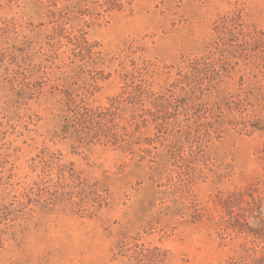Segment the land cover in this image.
Wrapping results in <instances>:
<instances>
[{
    "label": "rangeland",
    "instance_id": "1",
    "mask_svg": "<svg viewBox=\"0 0 264 264\" xmlns=\"http://www.w3.org/2000/svg\"><path fill=\"white\" fill-rule=\"evenodd\" d=\"M238 12L256 40L215 33ZM72 19L89 59L0 0V264H264V0Z\"/></svg>",
    "mask_w": 264,
    "mask_h": 264
},
{
    "label": "trees",
    "instance_id": "2",
    "mask_svg": "<svg viewBox=\"0 0 264 264\" xmlns=\"http://www.w3.org/2000/svg\"><path fill=\"white\" fill-rule=\"evenodd\" d=\"M39 5L46 11L47 24L50 25V33L45 35L43 44L38 42V49L45 51V54L55 55L57 49L62 45L71 46V53L75 58L81 60L89 59L96 51L97 45L90 43L84 30H80L78 34H74L67 30V25L73 20L72 18L88 17L90 21H99L112 15L113 13L124 12L131 10L136 0H37ZM86 23V22H85ZM246 23L243 19L242 12H238L233 16L224 15L215 22L214 30L218 37L226 35L238 29L242 34L252 37L251 33L245 31ZM251 40H256L254 37ZM32 42L27 43L26 47H30ZM45 48V49H43ZM20 72L13 77L12 83H17L25 87L27 91L31 92L35 88H39L45 84L44 81L37 83H30L29 77L23 73V69L18 66ZM24 88L21 91H25ZM88 115L84 116L86 118ZM89 132V131H88ZM72 176V175H71ZM46 188V187H45ZM30 193L34 192L30 188ZM44 189L37 188L38 197ZM26 196V202L22 204H31L32 198Z\"/></svg>",
    "mask_w": 264,
    "mask_h": 264
}]
</instances>
